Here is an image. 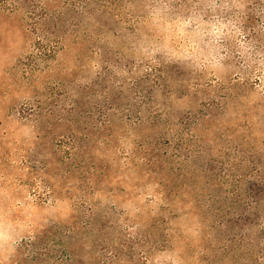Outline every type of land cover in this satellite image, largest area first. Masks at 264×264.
<instances>
[{
	"label": "rangeland",
	"instance_id": "1",
	"mask_svg": "<svg viewBox=\"0 0 264 264\" xmlns=\"http://www.w3.org/2000/svg\"><path fill=\"white\" fill-rule=\"evenodd\" d=\"M29 1L0 0V264H264V65L219 44L247 37L188 0Z\"/></svg>",
	"mask_w": 264,
	"mask_h": 264
},
{
	"label": "trees",
	"instance_id": "2",
	"mask_svg": "<svg viewBox=\"0 0 264 264\" xmlns=\"http://www.w3.org/2000/svg\"><path fill=\"white\" fill-rule=\"evenodd\" d=\"M28 3L33 6V3ZM102 7H111L113 6H121L123 5V1L129 2L130 0H99ZM187 0H147V3L152 7L159 8L163 10L165 6L172 4L177 7H183L185 10V6ZM193 3L194 11H189L190 16L196 19L205 20V21H213L218 24H222L225 26H232L239 30L241 34H243L246 38V41H243L242 44L235 41L233 43L226 41L225 43L220 41L225 50V54L231 53L236 56L238 60V64L234 63L235 68L242 72L241 74H245L238 79H243L244 84L250 80L253 84H260L262 82V65H264V27H260L262 24L264 25V21L256 25V21L264 20V0H188ZM120 2V3H119ZM208 4L205 5V3ZM80 9L85 10L87 5V0H80L79 3ZM243 8V9H242ZM221 10L218 13V10ZM183 11V10H181ZM255 14L257 17H255ZM200 15V17H198ZM212 16V17H211ZM215 17V18H214ZM248 22V23H247ZM251 23L250 25H248ZM247 24V25H246ZM210 41V40H209ZM207 41V42H209ZM213 46L215 43H213ZM245 44V45H244ZM56 47V43H55ZM247 48V49H245ZM39 57L44 58L48 55V50L46 46H41L39 51ZM151 70H154L155 77L161 78L162 69L158 67H153ZM237 74V73H235ZM163 75V74H162ZM247 76V77H246ZM251 76L250 78H248ZM235 79V77H234ZM153 80V79H152ZM156 80V79H155ZM154 80V83L156 82ZM236 80V79H235ZM34 111V108L30 109ZM34 113V112H33ZM156 126L155 124H152ZM179 136V135H178ZM186 140V139H185ZM181 144H184V139L181 140ZM184 148V146H183ZM254 175V178L257 180L260 185L259 191H255L254 194H250V197L253 200L254 204H257L261 198V201H264V166L262 168H254L251 171V175ZM259 213V211H256Z\"/></svg>",
	"mask_w": 264,
	"mask_h": 264
}]
</instances>
